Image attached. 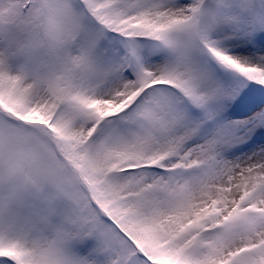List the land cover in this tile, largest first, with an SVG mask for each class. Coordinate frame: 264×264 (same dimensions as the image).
I'll list each match as a JSON object with an SVG mask.
<instances>
[{
    "label": "snow or ice",
    "instance_id": "snow-or-ice-1",
    "mask_svg": "<svg viewBox=\"0 0 264 264\" xmlns=\"http://www.w3.org/2000/svg\"><path fill=\"white\" fill-rule=\"evenodd\" d=\"M0 264H264V0H0Z\"/></svg>",
    "mask_w": 264,
    "mask_h": 264
}]
</instances>
